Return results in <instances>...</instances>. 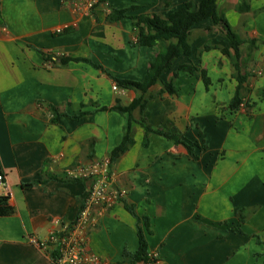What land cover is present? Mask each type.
Masks as SVG:
<instances>
[{
	"label": "crops",
	"instance_id": "1",
	"mask_svg": "<svg viewBox=\"0 0 264 264\" xmlns=\"http://www.w3.org/2000/svg\"><path fill=\"white\" fill-rule=\"evenodd\" d=\"M75 1L0 0V172L6 182L0 196H8L14 209L0 216V264H55V248L31 239L45 241L58 224L74 222L88 183L25 184L47 175L64 178L110 157L129 121L111 108L129 106L137 96L115 79L143 82L166 49L164 42L138 46L133 20L118 19L115 11L166 18L186 2L101 0L80 14ZM200 1L192 0L193 10ZM225 1L232 8L225 11L219 0L218 9L243 41L249 110L230 109L237 73L221 51L227 40L219 26L210 19L196 24L192 55L175 61L152 88L159 93L172 80L177 93L156 95L142 113L132 114L133 145L112 164L115 186L127 195L112 207L92 208L87 249L97 260L90 264H133L139 226L155 264L264 263V0L251 1L244 13L236 10L242 0ZM205 46L213 48L199 56ZM60 58L99 67L61 64ZM183 64L206 70L208 88L188 72L173 77ZM83 112L88 114L78 118ZM141 115L151 126L207 148L193 147L194 161L184 146L156 134L145 145Z\"/></svg>",
	"mask_w": 264,
	"mask_h": 264
},
{
	"label": "trees",
	"instance_id": "2",
	"mask_svg": "<svg viewBox=\"0 0 264 264\" xmlns=\"http://www.w3.org/2000/svg\"><path fill=\"white\" fill-rule=\"evenodd\" d=\"M101 1V0H100ZM219 0H201L198 8L193 10L192 0H186L185 4L178 9L177 11L170 14L168 17L164 18L159 15H128L131 11L130 9L126 10H117L115 11L116 18H125L128 17L133 20L135 27L138 29V37L136 44L140 47H153L160 42L166 43V49L163 52H159L152 61L148 68V73L143 82H136L127 79H115L117 86L122 89H128L134 91L137 96L133 102L126 107L120 106L119 104L111 108L113 111L119 113H127L129 115V121L127 130L123 136L121 143L114 148L110 154V160L113 164L121 155H123L128 149L133 145L134 134L131 128V123L136 120L133 119V112L136 109H140L141 113L143 112L148 101L153 99L156 95H162L168 93L174 95L177 93L176 89L173 87L172 80L163 82V88L159 93H153L152 88L158 83L162 82V74L171 69L179 58L182 56L190 57L192 55L191 48V38L190 33L192 28L205 20H212L216 25L219 26L221 32L227 40V45L224 48H221V51L232 58L233 66L236 71V80L238 82L234 97L230 103V109L233 111L239 110L241 107L249 110L245 99L250 93L249 88L245 85L247 82V75L242 74V54L240 47L243 44L242 39L238 33L234 30L232 25L229 23L223 12H220L218 9ZM253 0H242L237 6L236 10L240 13L250 11V2ZM213 47L205 46L203 50L199 52V56L205 52L211 50ZM219 48V47H214ZM253 49V47H251ZM70 61H84L92 63L89 60L81 58H60L59 63L67 64ZM93 64V63H92ZM95 67H99L93 64ZM180 71L188 72L194 76L201 78L206 87L208 88L210 80L207 76V72L204 69H201L195 64H183L180 65L176 71L173 72V77H176ZM101 110H110L107 107L101 108ZM62 114V113H61ZM58 112V116H60ZM87 112L81 113L79 117L87 115ZM138 124L145 131V145L148 144V137L151 134H156L162 136L168 140L173 141L176 145H182L186 148L189 158L196 161L199 159V156L194 153L193 147L197 146L201 150L206 149V145H200L198 142L193 144H188L183 140V135L180 132H169L163 130L159 127L151 126L147 120L142 117L137 121ZM41 174H46L43 170ZM49 180H63V181H76L81 183H87L86 179L83 178H74L68 175L65 177H55V176H46L42 180H35L25 186L35 187V186H44ZM8 196H0V216H10L13 214L14 209L8 204ZM84 201L81 203L80 211L83 209ZM79 211V212H80ZM244 221V216L242 211L239 213V224H242ZM148 226V225H147ZM148 229V227H147ZM237 233H242L241 229L237 228L234 230ZM138 239H139V249L133 255V264H147L152 262L156 263V259L152 258L148 254V247L145 235L141 230L140 226L138 227ZM264 264V263H263Z\"/></svg>",
	"mask_w": 264,
	"mask_h": 264
},
{
	"label": "built area",
	"instance_id": "3",
	"mask_svg": "<svg viewBox=\"0 0 264 264\" xmlns=\"http://www.w3.org/2000/svg\"><path fill=\"white\" fill-rule=\"evenodd\" d=\"M99 2L100 0H76L75 7L80 14L90 13ZM57 32L62 30L58 29ZM114 89H117L116 85ZM69 175L87 180L83 209L74 222L58 224V228H55L45 241H31L43 249L54 247L52 259L55 264H90L97 260V256L89 253L87 249L90 231L95 226L92 208L112 207L127 195V190L115 186L116 172L109 157L89 166H79L69 172ZM0 188L6 190L5 175L2 172Z\"/></svg>",
	"mask_w": 264,
	"mask_h": 264
},
{
	"label": "rangeland",
	"instance_id": "4",
	"mask_svg": "<svg viewBox=\"0 0 264 264\" xmlns=\"http://www.w3.org/2000/svg\"><path fill=\"white\" fill-rule=\"evenodd\" d=\"M221 8L224 9L225 11L228 9V8H232V5L230 4V7L228 6V3L225 1V0H221ZM232 17V16H231ZM232 19V18H231ZM233 21V20H231Z\"/></svg>",
	"mask_w": 264,
	"mask_h": 264
}]
</instances>
